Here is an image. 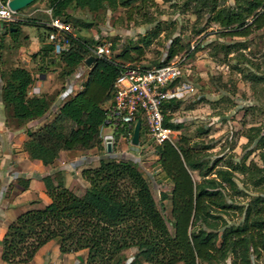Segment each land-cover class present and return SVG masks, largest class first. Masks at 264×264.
<instances>
[{
  "label": "trees",
  "instance_id": "obj_1",
  "mask_svg": "<svg viewBox=\"0 0 264 264\" xmlns=\"http://www.w3.org/2000/svg\"><path fill=\"white\" fill-rule=\"evenodd\" d=\"M137 1L50 0L49 5L54 16L66 22L72 8L98 13L119 7L128 9ZM141 1L143 6L155 2ZM178 1L182 9L195 15L206 27L218 26L216 34L221 37L247 40L264 31V0ZM32 22L25 19L5 25L3 35L17 39L22 27ZM44 26L48 31V24ZM158 36V31H152L141 39V45L127 47L120 54L115 53L117 46L111 43L110 55L105 57L96 56L93 50L108 45L107 42L92 46L73 33L69 36V49L57 57L54 46L45 43L38 54L51 62L59 60L64 65L62 76L73 77L83 64L88 66V74L83 88L60 106L52 121L38 130L27 129L24 150L30 159L52 166L62 152L97 150L106 154L102 137L107 126L106 108L114 99L115 84L121 73L129 67L151 69L168 65L175 56L171 49L167 60L153 67L131 64L134 62L131 50L142 53ZM45 38L47 41V32ZM245 47L246 41L223 43L215 47L213 56L220 52L229 56ZM195 52L196 49L189 56ZM90 57L95 58L91 66L86 63ZM244 76L254 88L264 86V55L262 67L258 65L256 73ZM1 79V98L9 121L25 127L50 115L53 102L43 92L33 94L37 82L27 68L16 67L2 73ZM180 103L171 100L163 104L165 125L175 132L183 128L172 122ZM259 131L248 137L249 144L258 140L257 149L263 150L264 133ZM144 134L142 130L140 145ZM120 136L117 132V139ZM155 150L161 171L173 184L171 194L163 193L161 197L162 202H172L171 221L165 217L149 182L132 160L101 159L98 166L83 169L82 178L88 187L79 194L66 186L60 171L40 178L51 202L22 213L10 224L1 242L2 261L29 264L53 241L58 243L62 254L86 252V264H228L229 261L252 264L253 256L264 254V196L254 197L247 206L228 199L232 197L229 191L237 196L242 194L234 180L235 173L260 186L264 184V168L255 163L248 166L242 161L219 168L217 163L206 161L185 139L179 144L156 145ZM260 155L264 162V151ZM196 172L200 182L194 179ZM238 212L243 219L235 222L232 214ZM130 249L137 250L131 259L125 255Z\"/></svg>",
  "mask_w": 264,
  "mask_h": 264
},
{
  "label": "rangeland",
  "instance_id": "obj_2",
  "mask_svg": "<svg viewBox=\"0 0 264 264\" xmlns=\"http://www.w3.org/2000/svg\"><path fill=\"white\" fill-rule=\"evenodd\" d=\"M49 1L37 0L20 11L24 19L33 21L30 26L22 27L23 40L21 35L16 39L0 33V88L3 85L2 73L7 74L19 66L27 68L37 83L44 81L43 94L52 100L50 115H54L65 101L81 90L88 66L81 65L73 77L66 78L62 76L64 65L59 60L51 62L38 54L46 41L44 25L49 24L54 16ZM68 14L70 18L66 23L71 26L75 36L87 40L92 46L112 43L117 46V54L127 47L141 45L139 43L144 36L158 31L159 36L142 53L131 50L134 57L131 64L153 67L167 60L173 49L175 56L170 63H179L186 69L187 80L193 85L194 92L181 100L173 114L172 122L181 124L183 128L172 135L171 142L179 144L185 139L190 147L201 152L206 161L217 163L219 168L241 161L248 166L255 163L264 168L260 155L264 149H257L258 140L249 144L248 138L258 133V130L264 133V86L254 88L244 76L256 73L257 66L263 65L264 31L255 33L247 40L221 37L216 34L218 26L209 28L198 22L195 15L181 8L178 0H155L146 6L138 0L128 9L119 7L117 10L105 9L98 13L72 8ZM84 24H91L92 27L84 28ZM239 41H246L243 50L229 56L221 52L213 56L215 47L220 44ZM194 49V56H189ZM67 93L69 96L65 97ZM104 133L109 131L105 130ZM122 147L125 148V154H107L104 158L132 160L149 182L165 217L171 221L172 202H162L161 197L163 193L171 194L173 184L161 171L156 144L144 137L140 147L131 146L127 141L119 145V151ZM85 152L78 153L88 155ZM193 176L197 182L201 181L197 172ZM234 180L242 190L240 196L228 192L232 195L228 199H234V203L247 206L254 197L264 196V184L254 186L240 173H235ZM71 185L78 194L85 189L84 184L75 178ZM232 219L239 222L243 216L238 212L232 214ZM170 227L172 229L171 224ZM127 255L129 258L131 252ZM252 264H264V254L253 256Z\"/></svg>",
  "mask_w": 264,
  "mask_h": 264
},
{
  "label": "built area",
  "instance_id": "obj_3",
  "mask_svg": "<svg viewBox=\"0 0 264 264\" xmlns=\"http://www.w3.org/2000/svg\"><path fill=\"white\" fill-rule=\"evenodd\" d=\"M11 1L0 0L1 31L5 25L25 20L20 11L10 8ZM48 27L47 42L54 46L53 53L57 57L70 47L71 26L52 16ZM93 52L98 57L109 56L110 45H100ZM186 74V69L179 63L151 69L129 67L121 73L115 84L114 99L106 108L107 126L104 129L111 132L102 134V137L107 154L108 145H111L112 153L125 141L134 146L133 137L138 122H141V132L143 130L145 137L156 145L171 142L175 131L165 125L163 104L171 100L181 101L194 92ZM40 92L36 87L33 89V94ZM117 132L121 133L120 139H117Z\"/></svg>",
  "mask_w": 264,
  "mask_h": 264
},
{
  "label": "crops",
  "instance_id": "obj_4",
  "mask_svg": "<svg viewBox=\"0 0 264 264\" xmlns=\"http://www.w3.org/2000/svg\"><path fill=\"white\" fill-rule=\"evenodd\" d=\"M0 33L4 32L0 30ZM23 35L22 30L21 40L25 38ZM45 43L48 42L45 41L43 44ZM87 74L88 71L86 79ZM44 86V81L40 80L35 87L43 92ZM82 88L83 85L80 89ZM6 115L7 110L0 96V264H6L2 261L1 242L10 224L22 213L43 208L51 202L45 185L40 180L41 177L60 171L66 177V186L77 193V189L71 185L72 180L75 178L81 181L87 188L88 183L82 178L83 169L98 166L101 159H106L105 155H110L99 153L97 150L85 152L88 155L78 153L80 151L62 152L54 165L45 166L41 161L30 159L29 154L24 150V144L28 140L27 129H40L44 124L52 121L54 115H49L46 119L25 127L17 126L13 121H9ZM105 130L111 132L109 129H103L102 134H105ZM120 154H125V148L122 147L119 151L118 147L112 156ZM26 184L29 186L25 187ZM129 251L131 259L137 250H127L125 252L127 257ZM80 256L84 259L83 261L79 259ZM86 257V252L62 254L58 243L53 241L43 247L34 261L29 264H86Z\"/></svg>",
  "mask_w": 264,
  "mask_h": 264
},
{
  "label": "water",
  "instance_id": "obj_5",
  "mask_svg": "<svg viewBox=\"0 0 264 264\" xmlns=\"http://www.w3.org/2000/svg\"><path fill=\"white\" fill-rule=\"evenodd\" d=\"M36 1L37 0H12L9 3V6L13 11L19 12V11L29 7L30 5H32ZM94 60H95L94 57H90L89 59H87L86 63L89 66H91L93 64ZM140 139H141V122H138L136 127H135V131H134L133 145L139 146L140 145ZM107 149H108V153L111 154L112 153L111 145H108ZM79 259L81 261L84 260L81 256L79 257Z\"/></svg>",
  "mask_w": 264,
  "mask_h": 264
}]
</instances>
